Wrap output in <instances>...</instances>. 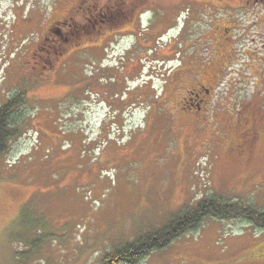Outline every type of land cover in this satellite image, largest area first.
<instances>
[{"label": "rangeland", "instance_id": "rangeland-1", "mask_svg": "<svg viewBox=\"0 0 264 264\" xmlns=\"http://www.w3.org/2000/svg\"><path fill=\"white\" fill-rule=\"evenodd\" d=\"M78 1L0 0V107L13 89H27L30 97V103L22 106L28 111L20 127L24 134L14 140L9 155L0 159V264H16L10 258L11 249L15 258L22 249L27 253L34 251L27 264H98L116 244L163 226L202 195H217L264 209V130L263 141L254 149V159L245 164L241 156L233 157L223 150L225 140L222 144L220 137H213L210 125L201 127L182 115H193L195 111L173 110L182 104L189 79L173 73L172 68L182 62L183 55H190L189 62L209 58L211 38L202 36L208 28L199 21L205 15V7L187 8L180 5V0H147L145 4L134 0L135 13L145 9L148 12L142 16L145 40L141 35L127 34L117 45L113 41L112 57L100 43L93 51L67 58L68 71L62 69L57 76L43 81L28 67L36 61L30 56L28 62V53L50 21L72 12ZM106 1L83 4V10L92 5L97 13L94 5ZM260 9L257 12L256 6H235L227 10L231 15L223 19L204 21L216 40L225 24L230 28L235 25L242 32L251 20L250 25L256 22L261 28L247 32V49L239 53L244 57V61L240 60L243 65L230 64L225 70L217 87L224 104L219 109L216 103L210 107L216 113L226 112L231 121L236 118L237 101L242 104L251 100L264 112V8ZM246 10L255 11V16L250 19ZM140 20L129 25L122 19L118 32L125 33L129 25L134 33ZM239 30L231 29L229 38L235 35L236 40ZM79 32V40L95 35ZM104 38L110 40L112 36ZM21 40L25 45L21 46ZM132 45L136 46L133 57L138 58L143 52L144 56L151 49L154 53L150 61H139L137 79H130L127 84L118 74L119 80L108 83L120 96L129 93L126 104L124 96L114 97L120 104V112L114 113L111 97L105 99L94 93L98 87L105 90L108 86L100 84L103 86L95 88L96 81L94 87L85 83L96 78L86 71L95 60L97 65L103 63V71L111 70L113 77L112 71L126 66L112 58L126 59ZM77 74L83 76V83ZM164 86L170 94L168 100L162 91ZM142 93L151 100L147 99L145 105L134 100ZM155 94H161L156 101ZM156 106H162L163 115L152 113ZM153 115L162 118V131L160 121L152 126L147 119ZM217 118L219 115L213 121ZM41 220L49 236L42 247L32 241H17L23 240L18 237L21 234L41 236ZM154 251L139 264H219L214 259L223 264H264V229L246 221L211 217L199 230Z\"/></svg>", "mask_w": 264, "mask_h": 264}, {"label": "flooded vegetation", "instance_id": "flooded-vegetation-1", "mask_svg": "<svg viewBox=\"0 0 264 264\" xmlns=\"http://www.w3.org/2000/svg\"><path fill=\"white\" fill-rule=\"evenodd\" d=\"M99 1L94 0L93 2H89L88 0H84L82 4L75 5L73 7V11L66 16H63V18L50 21V23L45 28V31L41 35L42 37H44L43 44L40 45L36 39V45L28 53V62H30V56L31 59H33V57L36 58V61L32 64V66H28L30 69H34L36 76L41 77L44 81V79L46 78L50 80L53 77L57 76L58 71L62 69L68 71L69 66L65 64L67 58L82 56L81 54L86 53L87 50L93 51L97 45H100V43H103L105 45V50H109V56L112 57L113 53L111 49V43L113 41H115V44L117 45L120 39L125 35H135L128 29L129 25L132 24L135 19H141V25L138 24L137 28L142 29L141 27L144 26L143 23L145 22V20L142 19V16L146 15L148 12L143 6L145 11L135 13L137 7L134 6V0H107L101 5H94L98 8L97 13H95L94 9L91 8L92 5L86 6V9L83 10L85 4H94L95 2L98 3ZM137 1H140V3L143 2L142 4H145L147 0ZM155 1L157 2V0ZM180 5L186 6L187 8L205 7V15L201 17L199 21H201L203 25L208 28L203 31L202 36L205 37V35L207 34V36L211 38L209 44L211 46V49H209V58L204 59L203 61L199 60L198 62H194L193 60L189 62L190 55H186V57L185 55H183L182 62L172 68L173 73H180L182 77L185 75L186 78L189 79L187 85L188 87H186V92L184 94V97L182 98V104L177 107L175 106L173 110L177 109L178 111H180V113L184 112V110L195 111L193 115L189 114L188 112H184L182 115H190L192 117V121L200 124L202 127H207L206 125H210L211 132H213L212 136L220 137L222 139V144L225 140V147L223 150H227L233 157L241 156L240 160H242L245 164H249L251 163V160L254 159V149L256 145L258 144L260 146V143L263 141V110L260 107L258 108L257 106H254L251 100L245 101L242 104L241 102L237 101V103H235L236 105H238L237 114L235 115L236 118L234 119L235 121H231L229 119V115H226V112L222 113L221 111H217L216 113V110H213L210 107L213 106V103H216L215 107L219 109L224 104L223 100L220 98L219 91H217V87L220 85V82L223 81V77L226 75L225 70L230 64L235 66L238 64H242L240 60L244 61V57L240 56L239 53L247 49V32H250L255 27H260L256 22L253 26L250 25L251 22H253L250 20L248 21L249 24L247 25L248 28H245L241 32L239 28L234 25L235 30L237 29L240 32L236 35L237 39L234 40L233 38L235 35L233 34L234 36L230 39L228 34L230 33L231 29H234V27L230 28V26L227 24L223 26L224 23L219 24L223 26V29L219 32L220 38L216 40L214 39L213 33H209L210 31H212L210 25L204 21H215L216 19L218 20L219 17L223 19L228 15H231L227 10L232 9L235 6H245L247 8L256 6V11L261 12L260 7L264 8V0H180ZM103 11L104 14H107L109 16H105V18H103ZM254 12H252V10H246L244 13L249 14V18L251 19L255 16ZM256 15L261 14L256 13ZM260 17L263 18V15H261ZM122 19H124L125 22L129 21V25H127L126 28L127 30L123 34L118 32V27L121 25ZM257 28L256 30H258V32H261V28ZM79 30L87 33H95V35L92 37H87L83 40H79L76 38L80 36ZM262 30L264 32V28ZM117 34H122V36H117ZM106 35L112 36V39H105L104 37ZM41 36L39 38H42ZM257 37L261 38V36ZM207 39L208 38H204L203 40ZM250 42L253 43V40ZM23 45H25L24 40H21V46ZM135 47V45L129 47L130 50L127 53L126 59H122L123 57L112 58L113 60L117 61V64L119 63L122 66H126V68L122 67V69H120L121 67L118 66V69L120 70L112 72H114L115 75L121 74L122 77L119 75L118 76L121 79H125L127 84L130 83L128 82V80L131 79L126 78L130 76V68H139V61L142 62L143 59L150 61L154 53V50L151 49L148 54H145L143 56L142 53L138 58H136L132 55L134 53L133 49ZM246 53H248V50L246 51ZM130 55L132 59H129ZM177 55L180 57L181 53L178 52ZM223 55L226 57V59L225 57H223ZM44 56H46V58ZM236 56L238 57L235 59ZM62 59H64L63 62ZM215 59L217 61V64ZM143 63H145V61H143ZM101 64L103 63H100L99 67L100 70L103 71L101 69ZM249 68H251V66ZM108 72L110 74L111 70ZM20 74H22V72ZM137 78L138 77L135 76L132 80H135ZM118 79L116 78V81ZM87 82L90 83V79H87L86 83ZM162 89L164 93L165 86ZM128 94L129 93H125V96L123 97L125 101H129V97L127 96ZM143 95L144 94L142 93L141 97ZM160 95L153 96L155 101L157 100L156 98L160 97ZM164 96L165 100H168L170 94H165ZM141 97H137V99H141ZM148 99L150 100V98ZM141 104L145 105L146 103ZM163 107L167 108L168 105H164ZM232 107L236 106L233 104ZM149 109L152 110L151 107H149ZM160 110H163L162 106H156L152 113H163ZM201 110H203L204 112H202ZM234 113L235 112H233L232 114ZM208 115H210L209 119L207 118ZM217 115H219L220 119L217 118V120L213 121L214 117ZM222 118L226 120V123H224ZM224 128H226V130ZM219 131H222V134H219Z\"/></svg>", "mask_w": 264, "mask_h": 264}, {"label": "trees", "instance_id": "trees-1", "mask_svg": "<svg viewBox=\"0 0 264 264\" xmlns=\"http://www.w3.org/2000/svg\"><path fill=\"white\" fill-rule=\"evenodd\" d=\"M83 1L84 0H79L78 3H76V5L82 4ZM135 29H136L134 32L135 37L141 35L142 39H144V37L146 38L147 33L144 29H140V28H135ZM39 37H40L39 35L36 36V39L38 43L42 45L44 41V37L42 36H41L42 38ZM93 62L94 64H89L88 66L89 70L87 69L86 71V73L88 74L91 73L94 75L93 77H96L95 79L90 78V83L93 84L92 87L95 86L93 81H96L97 86L95 88H97L98 86H103L100 84H105L108 86V83L111 80L116 81L117 75L114 74V76L111 77V74H109V72H103L100 70V67L99 65L96 64L95 60ZM137 69L138 68L135 67L130 68V76L126 78L133 79L137 75V71H136ZM20 72L23 73V71ZM77 78L78 79L81 78L82 80L83 76L77 74ZM99 88L100 87H98L97 90L94 91V93L99 95L100 97H102L101 95H103L105 99H109L110 96L112 99L110 106L115 105L113 112L114 113L120 112L118 108L120 104L118 103L116 104V100L114 97H117V94L118 97H122L124 96V94L120 96L119 91L112 87V83H110L108 88H105V90ZM13 90L15 91L13 92V94H11V97H8L7 98L8 100L3 104V106L0 107V159L9 155L8 153L14 143V140L19 136H21L22 134H24L23 130H20V127L22 126L21 123L25 121V116L27 115L28 111L25 110V108H22V106L24 105L26 106L28 103H30L29 102L30 97L27 93L28 92L27 89H23V91L16 89ZM164 91H165L164 93H166V88ZM166 95H168V93H166ZM147 99L148 98L144 97L143 95L140 101H138L137 98H135L134 100L135 102L141 104V103H146ZM122 100H123V104H126L128 102L125 101L123 97ZM163 111L164 110H162V112ZM163 113L161 114L157 113V114L163 115ZM187 116L192 121V117L188 114ZM147 119L148 120L150 119L152 126L157 125L158 124L157 122L160 121L162 124L159 130L162 131L164 129V123L162 118L158 119L153 115L152 118H147ZM67 133H69V131ZM165 137L167 139L166 135ZM184 208L185 210H183ZM184 208L182 209V211H179V214H176L171 218H169L168 223H165L163 226L158 227L157 229L144 231V233L142 234L139 233L136 237H134L131 240H127V242L125 243L116 244V246L113 249L107 250L104 253L105 255L102 257L101 262L98 264H139V262L143 261L142 259H145L147 256H149V254L155 252L154 250H159L169 247L170 244L174 242L177 238H179L181 235L190 233L191 231L199 230L201 224L207 218H211V217L217 218L220 221L224 220L228 222L246 221L248 224L252 226L255 225L257 228H260L262 230L264 229V209L257 208L255 206H250L245 202L241 203L236 200H227L221 197L219 198L217 195H210V196L202 195V197H200L197 201L192 202L189 205H185ZM39 225H42L41 236H38L36 234H32L30 236L21 234L18 237L19 239L21 238L23 240H17V241H21L22 243L27 241L28 242L32 241V243L33 242L36 243L35 245L40 248V246L43 244V241L49 239V236L47 235V230L45 228L43 220H41V223ZM10 239L12 238L10 237ZM216 243L217 242L215 241L214 238V244L216 245ZM216 246L219 248L220 244ZM14 253L15 252L13 251V249H11L10 258L13 259L16 264H27V259L31 258L32 254H34V251L31 250V252L27 253V251L25 252V250L22 249L18 258H15L13 256ZM216 255L220 259L221 255L218 253H216ZM207 256H211V254L209 255L207 254ZM213 261L215 263L223 264L220 263L221 260L218 259H214Z\"/></svg>", "mask_w": 264, "mask_h": 264}]
</instances>
